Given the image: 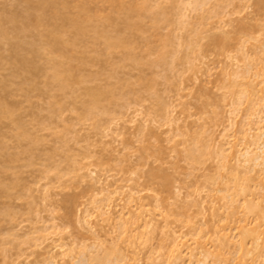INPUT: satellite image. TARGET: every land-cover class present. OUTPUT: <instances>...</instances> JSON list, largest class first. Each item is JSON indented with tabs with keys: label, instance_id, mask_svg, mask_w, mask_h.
Here are the masks:
<instances>
[{
	"label": "rangeland",
	"instance_id": "374dc122",
	"mask_svg": "<svg viewBox=\"0 0 264 264\" xmlns=\"http://www.w3.org/2000/svg\"><path fill=\"white\" fill-rule=\"evenodd\" d=\"M19 1L0 0V13L8 9L20 12L24 3ZM62 1L68 4L64 12L74 14L73 6L79 0ZM120 1L124 6L131 2ZM258 1L205 0L201 8L194 9L186 0L177 10L171 8L169 0H151V4L158 3L167 14V26L161 23L154 32L149 18L143 15L130 17L131 28L120 15L105 19L107 13H113L112 6L105 1L92 0L87 3L89 12L99 16L86 24L84 34L77 35L73 28L53 19L26 32L29 38H35V34L46 27L62 25L65 29L61 39L68 44L62 49V57L56 60L60 62V69L68 70L75 79L65 92L55 90L44 76L48 66L47 50H44L38 58L42 69L34 76L35 87L27 95L13 87L8 88V93H2L4 99L14 105L15 117L23 122L28 138L17 141L13 137L14 123L5 118L0 120V135L6 142L4 151L0 152V212L7 210L13 218L8 221L0 214V264H37L46 250L55 254L56 264H85L74 263L60 252L71 246L75 259L79 246L90 244L93 236L101 242L100 251L108 252L117 245L130 257L133 247L135 260H125L127 264L160 263L166 260L163 229L185 234L203 225L211 236V225L223 214L220 208L224 201L215 193L216 210L212 214L208 194H214L213 189L219 186L215 183L217 177L231 178V169L221 168L212 155L206 154L204 145L223 143L219 137L222 131L228 134V139L238 143L243 138L240 130L250 109L260 110L262 115L264 112L261 103L251 108L241 97L242 104H233L239 108L230 113L234 108L231 101L237 96L233 92L244 87L232 84V80H240L235 77L236 71L242 74V68L248 63L253 70L264 64V0L262 4ZM177 11L186 15L187 24L180 23ZM233 32L242 41L233 37L224 46L225 53L210 41L211 36L222 37ZM106 34L120 35L131 42L130 49L133 48L131 52L136 60L124 59L126 51L122 48L107 50L103 37ZM164 35L170 37L166 63L152 65L150 61L156 56L159 38ZM190 40L192 46L195 40L200 48L194 45L192 50ZM240 47L247 57L241 55ZM9 71L10 66L4 65L0 77L7 78ZM259 81L260 78L254 82L256 89L263 85ZM87 88L108 91L101 102L108 114L81 118ZM52 94L54 96L50 97ZM250 98L258 100L257 95ZM52 100L62 105L58 117L48 113ZM161 102L167 105L171 121L156 115ZM124 103L129 105L125 107ZM250 118L253 124L255 118ZM193 144L202 153L198 163L191 162L187 156ZM10 154H18L19 159L6 161ZM227 164L233 166V160ZM158 167L162 170L159 172H164L171 180L170 191L162 192L166 199L161 209L169 214L167 222L157 212L151 214L154 229H136L137 236L129 246L124 237L117 238L114 218L126 209L135 212V201L128 199L131 189L140 191L141 201L152 207L154 201L148 188L159 190L160 187L156 182L150 183L146 174L150 168ZM89 171L93 173L89 175ZM240 171L239 167L232 172L240 177ZM159 174L162 173L156 175ZM251 174L253 180L247 182L257 186L259 179L255 171ZM160 176L157 181L162 179ZM16 180L18 185L7 190ZM254 186L251 189L257 192ZM102 188L118 190L109 207H104L110 214L107 220L106 215L94 210L99 199L94 193ZM196 189L198 194L192 193ZM196 202L201 204L202 215L193 218L194 225L190 227L183 221L196 209L193 205ZM100 203L106 205L107 202ZM70 207L73 213L86 215L89 229L78 230L68 221L66 213ZM236 217H240L239 210ZM51 223L55 226L53 234L38 247L24 236L34 227ZM53 243L66 245L58 249ZM206 247L213 251V242H208ZM208 261L217 262L213 255ZM164 264L170 263L165 261ZM257 264H261L260 261Z\"/></svg>",
	"mask_w": 264,
	"mask_h": 264
},
{
	"label": "bare ground",
	"instance_id": "6f19581e",
	"mask_svg": "<svg viewBox=\"0 0 264 264\" xmlns=\"http://www.w3.org/2000/svg\"><path fill=\"white\" fill-rule=\"evenodd\" d=\"M90 1L92 0H79L73 6L75 10L74 14H67V12H64V10H67L65 8L68 4H65L62 0H20L19 2H21V4L24 3L22 10L20 11L18 9L20 12H17V9H15L16 12L14 9H11L12 12H9L8 9V12L5 10L6 13H4L5 11L0 13V69L3 68L4 65L10 66L7 78L0 77V120L5 118L14 123L13 137L17 141L28 138V134L24 129L23 122L15 117L14 105L10 104V102L8 103V101L4 99L2 93H8V88L13 87L27 95L28 91L35 87L34 76L42 69L38 58L42 56L44 50H47L45 61L48 63L47 71L44 73V76L51 82V85L55 90L65 92L69 88L71 82L75 79L68 70L60 69V62L56 60V57H62V51L68 44L66 40L61 39V34L65 29L62 25L59 26L58 24H53L46 27L43 30L38 31L35 34V38H29L26 35V32L30 30L31 27L42 26L47 21L53 19V21L64 22L67 27L73 28L77 35L84 34L86 24L95 20L99 16L96 12H89L87 3ZM101 1L108 2L113 8L112 12L114 14L107 13L104 16L105 19H112L111 17L113 15H120L128 22V25H126L131 28L133 27V23L130 22V17L133 15H143L149 18L154 32L157 31L161 23H164L165 26H167V14L165 10H163L158 3L151 4V0H131L127 6H124L120 0ZM169 1L171 3V8L179 10L181 9L180 4H184L186 0ZM259 1L258 3L262 4V1ZM187 3L192 4L194 9H199L205 4V0H187ZM176 14L182 25L188 23V19L184 13L177 11ZM7 25L9 27H7ZM236 32H233L232 35H220L222 37L211 36L210 41L218 50L224 52L226 48L224 46H227L228 44L226 43L230 42L233 37L242 41L237 34L238 32ZM103 37L107 50L110 51V49L122 48L126 51V54L124 53V55H126L123 57L124 59L131 61L136 60L131 52L133 48L130 49L132 43H129L125 37L123 38L120 35L110 36L107 34ZM159 40V47L155 50L156 56L150 61V64L152 65L166 63V48L170 43V37L168 35L160 36ZM192 40H190L191 42H188L191 44L190 46H192ZM195 42L196 41L194 40L193 46L198 44H195ZM70 44L73 45V42ZM193 46L191 47L192 50L195 48ZM197 47L200 48V45H197ZM263 49L262 51L264 52ZM5 51L7 54L3 53ZM239 51L242 56L247 57V53L242 47L239 48ZM226 57L229 58L230 56L226 54ZM245 66V68H242L244 70L241 71L242 74H238L237 72L239 71H236L235 73V77L240 80H232V84L238 83L240 86L242 85L244 87L239 91L233 92L234 94H237V96L235 100L234 98L232 99L231 106L232 108L234 107L233 104H235V106H240L242 104L241 97H244L251 108L256 106V103H259V105L261 103V106L264 107V64L261 68L255 70H253L254 67L249 63L247 65L245 64ZM45 69L46 68H44V70ZM249 73H251L250 76ZM259 78V83H263V85L256 89V84L254 82ZM107 93V90L104 91L99 88H87L85 90L87 100L84 102L81 109V118L108 114V110L101 104L106 98ZM251 95H257V102L250 98ZM53 96L54 95L52 94L50 97ZM128 105L129 103L123 104L125 107ZM61 107L62 105L60 102L52 100L47 108L49 115L58 117L61 113ZM238 108L239 107H234L230 110V113L233 110L237 111ZM256 110L250 109L251 113L248 112V114H246L244 123L242 124V127H246H241L240 130L243 134V138H241L238 143L232 138L228 139V134L225 131H222L219 137L220 140H223V143L219 142L216 144L204 145L207 150L206 154L212 155L213 158L220 163L221 168L227 170L231 169V178H226L224 176L217 177L218 180H216L215 183L219 186L213 189L214 194H208V197H210L209 208L212 214L216 210L213 203V197L215 193L220 194V199L224 201L220 208L222 210L220 211L223 212L224 215H220L221 213H219L220 218L212 223L210 229L211 236H208V232L205 231L203 225L193 227V218L202 215L201 204L196 202L193 204L196 206V209L191 214L187 215L188 220L183 221L185 225L193 227L192 230L188 231V233L180 234L173 229H163L161 234L162 241L166 242L164 245L166 246L165 261H169L170 264H257V261L264 264V229H261V227L264 226V112L262 115L260 110L255 112ZM156 115L163 120L171 121L170 111L165 103H160ZM251 116H254L255 118L253 124H251ZM111 120L112 119H109V121ZM5 147L6 142L4 136L0 135V152L4 151ZM195 147L196 145L189 147V150L187 149V156L191 162L198 163L201 161L202 153ZM8 155L6 158V161L8 162L19 159L18 154ZM230 160H233V166L228 167L227 163ZM28 164H31V160L28 161ZM239 167L242 168V171H240L242 173H240V177L236 172H232ZM154 169L150 168L146 174V178L151 179L148 180L150 183L156 182L160 187L159 190L153 187L148 188L152 192L151 197L154 201L152 207L149 208L147 203L141 201L143 200V196L138 194L140 191L133 192L131 189L128 192V199L130 201H135V212L126 209L124 212L120 211L114 218V224L118 228L117 238L122 239L124 237V241L129 246H132L133 239L137 236L136 229L141 227H149L152 230L154 229L155 225L151 214L157 212L161 215V218L164 219L163 221L165 223L167 222L169 214L167 211L161 209V204L166 199L162 195V192L170 191L171 180L167 174L159 172L162 171L160 167ZM252 171H255L257 175L256 179H259L257 186L250 185L247 182L253 180L251 174ZM92 173V171H89V175ZM158 173H162L161 176L159 174V176L162 177V179L160 178L161 181L159 180L160 182L157 181V177L159 176L156 174ZM16 185H18V180L11 185H8L6 189L8 190ZM252 186L257 187V192H255L254 189H251ZM117 193V188L110 190L102 188L94 193V195L99 198L97 201L98 204L95 205L94 210L100 215H106V220L110 219V214H108L109 212H106V210L109 207L112 198ZM192 193L198 194V190H193ZM102 201L107 202L106 205L100 203ZM104 207L107 208L104 209ZM237 209L239 210L240 217H236V214L238 213ZM0 214L4 216L5 220L11 221L13 219L11 213L7 210H3ZM66 218L78 230L89 229L86 215L73 213L72 207L67 211ZM249 219H251V221H248ZM53 229H55L53 223L43 224L34 227L31 232L25 233L24 236L27 240L33 242L32 245L34 247H38L53 234ZM11 234L14 237L16 236L14 233ZM208 242H213V251H210L206 247ZM52 245L53 247L61 249L66 244L53 243ZM79 247L80 248L77 252L78 256L75 259L71 254L73 251L71 246L61 249L60 253L68 255L74 263L121 264L122 262L127 264L124 262L125 260H135L136 252L133 247L131 249L132 256L130 257L126 256L117 245L108 252L100 251L101 242L96 236L92 237V242L90 244H83ZM1 250L4 251L3 248H1ZM210 255L216 257L217 262H209L208 258ZM247 256H250L249 260L247 259ZM55 258L56 256L54 253L46 250L42 253V257L36 261V263L56 264ZM149 258H151V256H149ZM165 261L160 263L150 261L149 263L164 264Z\"/></svg>",
	"mask_w": 264,
	"mask_h": 264
}]
</instances>
